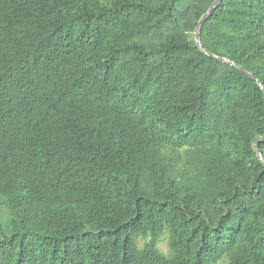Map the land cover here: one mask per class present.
<instances>
[{
	"label": "trees",
	"instance_id": "16d2710c",
	"mask_svg": "<svg viewBox=\"0 0 264 264\" xmlns=\"http://www.w3.org/2000/svg\"><path fill=\"white\" fill-rule=\"evenodd\" d=\"M214 1L0 0V264H264V0L236 67Z\"/></svg>",
	"mask_w": 264,
	"mask_h": 264
},
{
	"label": "water",
	"instance_id": "95a60500",
	"mask_svg": "<svg viewBox=\"0 0 264 264\" xmlns=\"http://www.w3.org/2000/svg\"><path fill=\"white\" fill-rule=\"evenodd\" d=\"M221 3V0H215L213 5L211 6V8L202 16V18L200 19V21L198 22L196 29H195V43L196 46L203 50L209 57H211L212 59L219 61L221 63H226L229 64L233 67H236L233 63H231L229 60L226 59H222V58H218L213 56L210 52L206 51L203 46L200 44V28L202 27L203 23L207 20V18L212 15V13L214 12V10L219 6V4ZM238 68V67H237ZM238 70H240L242 73H244L245 75H247L248 77H250L253 81L256 82V84L260 87V89L262 90L263 94H264V88L263 86L260 84V82L253 77L252 75H250L249 73H247L246 71H244L241 68H238ZM261 142H264V138L263 137H256L253 140V146L256 148V153L258 155V157L262 160V162L264 163V159L261 156V152L259 150V145Z\"/></svg>",
	"mask_w": 264,
	"mask_h": 264
},
{
	"label": "rangeland",
	"instance_id": "374dc122",
	"mask_svg": "<svg viewBox=\"0 0 264 264\" xmlns=\"http://www.w3.org/2000/svg\"><path fill=\"white\" fill-rule=\"evenodd\" d=\"M139 244H141V242ZM159 249L163 253H167L168 249H167V245H166V241L165 240L160 244Z\"/></svg>",
	"mask_w": 264,
	"mask_h": 264
}]
</instances>
